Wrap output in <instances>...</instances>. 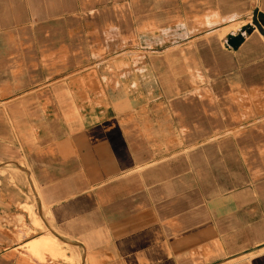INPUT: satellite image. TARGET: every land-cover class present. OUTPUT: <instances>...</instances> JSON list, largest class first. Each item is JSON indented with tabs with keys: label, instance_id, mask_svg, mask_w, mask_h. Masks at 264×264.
<instances>
[{
	"label": "crops",
	"instance_id": "0c3cea01",
	"mask_svg": "<svg viewBox=\"0 0 264 264\" xmlns=\"http://www.w3.org/2000/svg\"><path fill=\"white\" fill-rule=\"evenodd\" d=\"M262 119L264 0H0V219L82 264H264Z\"/></svg>",
	"mask_w": 264,
	"mask_h": 264
},
{
	"label": "rangeland",
	"instance_id": "374dc122",
	"mask_svg": "<svg viewBox=\"0 0 264 264\" xmlns=\"http://www.w3.org/2000/svg\"><path fill=\"white\" fill-rule=\"evenodd\" d=\"M240 27V24H236L234 26H232L231 28L234 30H237ZM158 28L155 27L154 29L152 27H147L145 29H142L141 31H148L149 33L154 34L155 32L158 33ZM162 29V27H161ZM158 36V35H157ZM156 37H154L155 39ZM136 40V39H133ZM137 40H139L137 38ZM141 40H147L146 38L140 39L137 43H135V46H138L137 51L141 52L142 54H144L145 52H148V50L153 47V46H157L155 44H143V42H141ZM131 39H127V44L124 42V45H131ZM142 45L144 47L147 46L146 50H140L139 47H142ZM262 121L261 123H259V120H252L250 127H259V124H263L264 123V119L260 120ZM243 129H239L236 131H242ZM237 134V132H236ZM256 153H259L260 156L264 157V151L261 152L260 151H255ZM254 156V155H253ZM17 171V169H15ZM22 210H24V213H28L27 215L25 214H18L14 216V220L11 222H15L18 223V225H20L22 228L18 229V241H20L19 247L17 249H15L13 251V253L17 254L18 256L22 257L24 260H26L29 264H82V259H83V255H82V249H78L77 246H73L70 243L63 241V239H60L61 237L58 236L56 237V239L59 242V248L60 250H58L56 247L52 250H48V251H43L41 253H33L29 250V244H27V240L31 239V238H36L38 236L41 235H46V236H56V232L55 229L52 228L51 226H49L50 228L46 227L45 223L47 224V222L50 221L49 219V215L48 212L46 210V208H39V204L38 202H35L33 205H24L20 207ZM29 215V216H28ZM24 217V219H23ZM36 219V220H34ZM1 222L6 223L8 226L11 224L8 223L9 220L7 218H1L0 219ZM25 222V223H24ZM31 222L33 223L36 227H41V230H38L37 233H33L32 229H30V226L28 225V223ZM37 222V223H36ZM39 222V224H38ZM51 224V223H50ZM12 225V224H11ZM2 237V236H0ZM26 237V238H25ZM66 240V239H64ZM18 246V245H16ZM45 253H48L47 255ZM52 253V254H50ZM67 254H70V257L67 256Z\"/></svg>",
	"mask_w": 264,
	"mask_h": 264
},
{
	"label": "bare ground",
	"instance_id": "6f19581e",
	"mask_svg": "<svg viewBox=\"0 0 264 264\" xmlns=\"http://www.w3.org/2000/svg\"><path fill=\"white\" fill-rule=\"evenodd\" d=\"M8 216H10V215H8ZM23 219H24V217H23ZM34 220H36V219H34ZM38 224H39V222H38ZM27 244H29V250L31 252H33V253H41L43 251L52 250L55 247L58 250H60V248H59V242L56 239V237H50V236H48V237L46 236L45 237V236H43V237H40V238L31 240ZM45 254L47 255L48 253H45ZM50 254H52V253H50Z\"/></svg>",
	"mask_w": 264,
	"mask_h": 264
},
{
	"label": "water",
	"instance_id": "95a60500",
	"mask_svg": "<svg viewBox=\"0 0 264 264\" xmlns=\"http://www.w3.org/2000/svg\"><path fill=\"white\" fill-rule=\"evenodd\" d=\"M251 31H252V27L246 29V33H250ZM227 40H228V44L231 47L237 48L244 40V36L242 34H239L237 36H229Z\"/></svg>",
	"mask_w": 264,
	"mask_h": 264
}]
</instances>
